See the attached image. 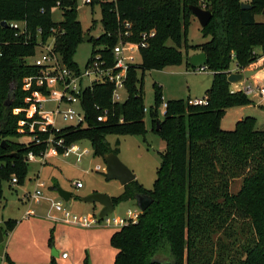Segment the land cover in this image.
I'll use <instances>...</instances> for the list:
<instances>
[{"label": "trees", "instance_id": "trees-1", "mask_svg": "<svg viewBox=\"0 0 264 264\" xmlns=\"http://www.w3.org/2000/svg\"><path fill=\"white\" fill-rule=\"evenodd\" d=\"M89 4L99 6L102 34L89 37L91 55L86 65L97 53L112 63L111 50L118 33L125 29L124 23H131L132 41L142 33L153 31L154 36L141 49L140 64L127 72L124 85L129 96L123 104L112 103V84L93 83L77 95L83 123L60 130L46 126L40 131L35 123L42 121L40 116L27 118L23 110L29 106L25 99L32 98L34 92L49 94L45 85H36L41 69L28 63L37 54V41L53 37L54 52L66 68L78 74L74 56L86 35L76 17L75 0H0V199L2 183L11 184L14 178L18 185L26 175L28 153L42 156L48 149V138L62 140L63 147H56L58 154L86 140L94 157H104L118 154V141L112 149L107 136H144L147 111L142 105V82L136 86L137 70L143 73L182 63L186 68H197L189 65L187 51L183 53L181 47L187 45L193 16L189 7L199 6L211 13L208 24L200 29L208 40L191 47L205 54V69L212 73L204 95L207 105H191L190 99L168 101L159 121L162 95L154 85L155 108L148 112L164 150L159 152L151 190L134 180L123 186L122 194L111 197L114 208L120 201L136 200V196L152 200L137 222L111 235L110 244L116 250L114 264H264V131L255 129L252 118L238 121L231 131L220 126L226 110L252 104L243 92L231 89L227 77L231 63L244 70L264 56V23L255 20L264 0H202L199 5L198 0H90ZM242 4L251 8L242 9ZM55 8L62 11L63 19L58 23L51 18ZM12 22H23L22 35L9 27ZM25 78H33L27 90L23 88ZM260 109L264 110V105ZM103 110L108 111V119L98 122L96 117ZM24 136L30 141L18 142ZM235 179H241L242 185L232 194L230 185ZM237 220L242 221L239 230L244 235L240 245L213 238L221 234L230 240ZM15 225L9 221L5 228L10 232ZM162 251L168 260L161 257Z\"/></svg>", "mask_w": 264, "mask_h": 264}, {"label": "rangeland", "instance_id": "rangeland-1", "mask_svg": "<svg viewBox=\"0 0 264 264\" xmlns=\"http://www.w3.org/2000/svg\"><path fill=\"white\" fill-rule=\"evenodd\" d=\"M247 1V0H243ZM200 1L198 0V5ZM76 17L80 23L84 35L96 38L102 34V23L100 9L97 4H86L85 0H75ZM53 22H60L62 11L55 8L52 11ZM187 32V45L181 47L187 55L193 52L191 48L208 40L203 38L200 33V26L192 16ZM256 22L264 23V15L255 16ZM170 45V43H168ZM259 50L258 48L255 52ZM37 52H40L39 50ZM258 53V52H256ZM259 54V53H258ZM91 55V44L83 41L77 49L74 61L83 70ZM34 58L28 60L33 63ZM263 57L244 70L235 73H242L247 69H257L256 72L249 74L247 79L231 84V89L235 90L246 85H251L253 90L264 84V61ZM230 69H234L231 63ZM261 71L262 79H258L256 74ZM232 72L231 74H233ZM139 87L141 85L142 105L146 109L144 114V136L137 135H109L106 137L112 149L118 141V159L132 172L137 180L145 189L151 190L156 178V169L159 166V152L164 150V143L157 133L152 130L151 116L148 112L155 108L154 104V85L160 88L162 100L165 102L176 100H194L204 98L205 91L212 82V73L209 71L198 72L192 68H186L182 63L178 66H168L161 70L144 71L137 70ZM89 81L85 79L84 86H88ZM129 94L126 89L121 92L120 104H123ZM247 97L251 100L250 107L230 108L221 119V129L225 131L234 130L238 121L244 118L254 119L255 129L264 131V110L260 109L264 102L253 92ZM9 102L11 100H8ZM57 101L47 98L44 101V110L47 111L54 120V129L60 130L65 127L74 126V122L63 121L60 116L53 115L57 109ZM72 108L79 112L78 105H68L61 103L59 111ZM27 115L33 114V105L23 109ZM19 112V110H15ZM163 118L162 107L159 105L157 119ZM22 133V131H20ZM29 136L18 139V142L28 143ZM75 145L81 150L87 151L80 162H76L75 156L63 157L61 154L45 158H35L34 161L27 163L26 175L18 184L2 183V194L0 199V232L2 242H0V264H52L51 249H54L59 257L55 258L54 264H114L116 250L110 244L111 235L118 230L114 227L103 225L93 226V228H82L71 224H60V231L54 230L55 224L46 220V210H48L47 199L60 201L64 211L71 214L95 215L98 216L101 207L98 204H88L82 201L83 198L93 193H103L110 197L119 196L123 192V187L116 180H108L105 177V163L103 157H94L92 148L88 141L82 140ZM99 166L101 171H96ZM38 178L44 182L45 186L40 189L42 200L39 204L22 202L21 197L25 193L32 194L35 190L34 179ZM80 184V187L76 186ZM242 185L241 179L231 182L230 192L236 194ZM60 188L71 194L68 201L59 198L57 189ZM47 205V209L40 206ZM45 208V207H44ZM27 209L35 211V216L23 220V213ZM140 211L137 200L120 201L115 206L111 218H124L126 210ZM29 218V217H28ZM15 221L16 225L12 231L5 228V223ZM232 229V238L227 240L221 234L214 235L213 238L220 237L222 242L229 245H240L244 235L239 230L242 221H235ZM245 228V227H244ZM246 234V228L244 230ZM220 235V236H219ZM240 242V243H238ZM231 247V246H230ZM66 253L69 256L67 261H62L60 255ZM161 257L168 260L166 251L161 252ZM160 259V258H159ZM162 260V259H160Z\"/></svg>", "mask_w": 264, "mask_h": 264}, {"label": "built area", "instance_id": "built-area-1", "mask_svg": "<svg viewBox=\"0 0 264 264\" xmlns=\"http://www.w3.org/2000/svg\"><path fill=\"white\" fill-rule=\"evenodd\" d=\"M115 1V0H113ZM202 1V0H200ZM86 4L90 3V0H85ZM9 27L15 29L17 35H22L24 33V24L23 22H12L8 24ZM124 31L119 32L117 36V43L113 46L112 53V63L108 62L102 58V56L97 53L93 55L85 65L84 69H80V73H75L74 71L66 68L57 53L54 52V38L50 37L45 42H42L40 39L37 41V49L40 52H37L33 64L36 67L41 69V75L35 80L37 86L45 85L46 90L48 91V96L34 92L32 98H26L25 102L29 105H33V114L27 115V118H31L34 114H37L42 119L39 123V130L45 131L46 126H50L54 129V120L51 118L50 114L44 110V101L47 98H51L54 101H57V109L53 112V115L60 116L63 121L74 122V125H78L84 122V113L79 107V112L75 111L72 108H68L64 111H59L61 103H67L68 105H78L79 100L77 95L84 90V81L88 79L91 86L93 83L103 84L108 82L113 85L111 92V101L112 103H119L121 99V92L125 89V80L127 72L133 66L140 64L141 49L146 48L148 39L154 36V32L142 33L140 38L137 41H132L129 38L132 36L130 31L131 23L127 22L123 24ZM198 72H206L205 67H197L195 69ZM33 78H25L23 88L27 90L30 87L31 81ZM237 91L243 92L245 95H250L255 92L262 102H264V84L260 87L255 88L249 84L238 88ZM189 104L191 105H207L206 98L190 100ZM162 115L165 113L166 102L162 100ZM146 109H144L145 111ZM108 119V111L103 110L97 117L98 122H106ZM122 122V119L119 120ZM23 125V122L20 123ZM34 123L29 125V131H33ZM56 130V129H55ZM36 139V136H34ZM48 149L39 158L43 160L50 156H56L57 149L56 147H63L62 140L54 141L52 138H48ZM87 154V151H81L75 144L70 145L69 147L64 148L62 152L63 157H69L74 155L76 162H80L81 157ZM37 158L31 152L27 155V161L32 162ZM96 171H101V168L97 166ZM11 184H16V179L11 180ZM35 190L32 194L25 193L22 196L23 202H30L33 204H39L42 200L40 189H42L45 184L41 182L38 178L34 179ZM77 187H80L79 183H76ZM48 210L46 212V218L55 221L63 222L66 224L75 225L82 228H91L97 225H103L105 227H114L121 228L129 224H134L137 222L138 216L141 211H131L130 209L126 210L124 218H111V214L103 218H99L95 215H82L77 216L71 214L67 211H64L60 201H54L52 199H47ZM35 211L32 209H27L23 215V219H28L30 216H34ZM67 257L66 253L61 254V258L65 259Z\"/></svg>", "mask_w": 264, "mask_h": 264}, {"label": "water", "instance_id": "water-1", "mask_svg": "<svg viewBox=\"0 0 264 264\" xmlns=\"http://www.w3.org/2000/svg\"><path fill=\"white\" fill-rule=\"evenodd\" d=\"M242 9L249 10L251 8L250 5L242 4ZM193 17L197 20L200 28H204L211 19V13L208 10H205L199 6H190L189 7ZM264 15V8L261 12ZM1 25L6 26V22H2ZM89 37L85 36L84 41H88ZM188 63L191 67H205L207 60L206 56L202 52L195 53L188 57ZM253 73V71H243L242 73H233L228 75L227 81L230 84L241 81L243 78L247 79L249 74ZM159 129V125L157 124V130ZM1 147H5L4 142L1 143ZM105 163V176L108 180H116L123 187L128 183L135 180V176L132 172L118 159L117 155L113 153H109L103 157ZM57 194L59 198L64 201H68L70 199L71 194L63 191L62 189H57ZM136 200L139 205L140 211H144L146 207L152 202V200L148 197L136 196ZM84 203L88 204H98L101 207V210L98 213V217L101 219L105 216L112 214L114 206L111 200V197L105 195L103 193H93L82 199ZM2 235L0 232V242H2ZM51 257L58 258V253L51 249ZM153 262H159L158 260H154Z\"/></svg>", "mask_w": 264, "mask_h": 264}, {"label": "crops", "instance_id": "crops-1", "mask_svg": "<svg viewBox=\"0 0 264 264\" xmlns=\"http://www.w3.org/2000/svg\"><path fill=\"white\" fill-rule=\"evenodd\" d=\"M256 52H258V53H260V50H257ZM195 53H198L197 51H193V52H191L190 54H189V56H191V55H193V54H195ZM261 57H263V61H264V56H261ZM235 71L236 72H238L239 70L235 67V64H234V69L233 70H231L230 69V73H232V72H234L235 73ZM246 71H253V72H256L257 71V69H247ZM263 74H261V71L260 72H258L257 74H256V77H258V79L260 80V79H262L263 77ZM238 89V88H237ZM237 89H235V90H237ZM196 99V98H195ZM245 107H250V105L249 106H245ZM239 108H242V107H239ZM227 111V110H226ZM71 197V196H70ZM21 201H22V197H21ZM23 202V201H22ZM24 203V202H23ZM41 208H43L44 210L45 209H47V205L45 204V205H43V206H40ZM45 207V208H44ZM114 210V209H113ZM26 211V210H25ZM47 211V210H46ZM25 213V212H24ZM24 213H23V215H24ZM22 215V216H23ZM35 216V215H34ZM28 219H30V217L28 218ZM27 219V220H28ZM46 220H48V221H50V222H52L53 224H55V226L53 227V229L54 230H58V231H60V224L61 223H63V222H55V221H51V220H49V219H47V218H45ZM24 220V219H23ZM66 224V223H65ZM91 228H93V227H91ZM91 228H88V229H91ZM51 258H53V257H51ZM60 259L62 260V261H67L68 259H69V256L67 255V257L65 258V259H62L61 258V255H60Z\"/></svg>", "mask_w": 264, "mask_h": 264}]
</instances>
